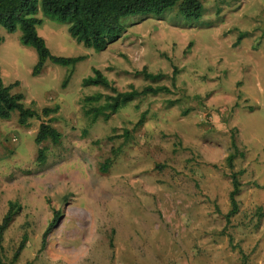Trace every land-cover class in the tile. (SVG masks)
Listing matches in <instances>:
<instances>
[{
    "label": "rangeland",
    "instance_id": "rangeland-1",
    "mask_svg": "<svg viewBox=\"0 0 264 264\" xmlns=\"http://www.w3.org/2000/svg\"><path fill=\"white\" fill-rule=\"evenodd\" d=\"M202 2L195 28L177 9L128 18L100 53L44 19L37 32L53 56L85 59L46 62L36 77L35 51L20 44V31L0 28L2 82H18L13 92L26 107L59 104L50 118L62 134L59 147L37 146L41 121L20 126L17 112L0 119V223L12 210L0 264H264V0ZM143 67L165 80L135 77ZM92 68L120 92L151 85L170 93L139 97L91 124L82 98L109 93L81 86ZM39 148L44 163L36 162ZM231 174L239 195L228 221Z\"/></svg>",
    "mask_w": 264,
    "mask_h": 264
},
{
    "label": "trees",
    "instance_id": "trees-1",
    "mask_svg": "<svg viewBox=\"0 0 264 264\" xmlns=\"http://www.w3.org/2000/svg\"><path fill=\"white\" fill-rule=\"evenodd\" d=\"M172 9H177L181 21L190 28L199 25V20L204 15L202 0H0V28L8 34L20 31V44L23 47L32 48L37 61L32 70V76L42 74L46 62L61 67H74L83 61L85 57H58L53 56L46 47L45 41L38 35V28L44 24V19L55 24L66 25L68 35L77 44L90 48L96 53L105 51L111 44L119 40L124 28L122 23L128 18H155L160 19ZM41 14V18L38 15ZM3 39L0 37V44ZM191 46V43L188 47ZM171 80L174 84L176 68H172ZM91 76L81 82L83 88L100 87L109 93L104 95L95 93L87 95L81 100V109L87 120L93 124L98 120L108 121L128 103L139 97L157 96L169 94L170 89L166 86H145L140 91L129 89L120 92L98 69H91ZM70 74L62 81L61 87L65 88ZM135 77H140L150 83H160L165 80L162 73H149L145 67L135 72ZM18 82L4 85L0 77V119L9 120L13 112L18 113V124L28 126L30 120L41 121L34 142L38 146L49 142L53 147H59L62 142V134L51 125V116L59 111V106H46L41 110L26 107L24 96L14 93L13 88ZM44 121L43 119H47ZM145 113L141 114L136 127L144 123ZM128 131L125 130L124 134ZM233 156L227 157V163L231 167ZM45 151L37 150L36 162L44 163ZM107 161L105 166L109 164ZM236 174H231L232 190L229 193L231 209L226 214V220L237 213L236 197L239 195V184ZM60 213L53 212V218L42 236V249L48 234L52 231L59 219ZM12 222V210L9 209L0 223V242L3 232ZM24 241L20 244L17 252L23 249ZM15 252V256L18 253Z\"/></svg>",
    "mask_w": 264,
    "mask_h": 264
},
{
    "label": "crops",
    "instance_id": "crops-1",
    "mask_svg": "<svg viewBox=\"0 0 264 264\" xmlns=\"http://www.w3.org/2000/svg\"><path fill=\"white\" fill-rule=\"evenodd\" d=\"M216 25H218V24H216ZM216 25H215V26H216ZM211 26H213V25H211ZM232 46H234V45H232ZM236 46H237V44H236ZM14 83H16V82H14ZM14 83H12V84H14ZM4 85H5V84H4ZM17 87H18V85H17L16 87H14V88H17ZM14 88H13V89H14ZM56 105H58V106H59V104H56ZM28 124H29V122H28ZM37 131H38V129H36V131H35V132H37Z\"/></svg>",
    "mask_w": 264,
    "mask_h": 264
}]
</instances>
